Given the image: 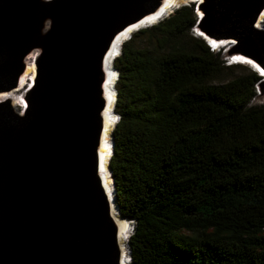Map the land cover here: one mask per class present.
Instances as JSON below:
<instances>
[{"label":"water","instance_id":"water-1","mask_svg":"<svg viewBox=\"0 0 264 264\" xmlns=\"http://www.w3.org/2000/svg\"><path fill=\"white\" fill-rule=\"evenodd\" d=\"M163 1L0 0V95L19 87L26 57L38 52L26 107L0 98V264H121L112 168L110 197L98 152L105 67L115 68L118 52L110 61L109 52L129 28L167 16L147 19ZM189 2L201 36L264 72V0ZM258 87L264 93L263 77Z\"/></svg>","mask_w":264,"mask_h":264},{"label":"trees","instance_id":"trees-1","mask_svg":"<svg viewBox=\"0 0 264 264\" xmlns=\"http://www.w3.org/2000/svg\"><path fill=\"white\" fill-rule=\"evenodd\" d=\"M198 19L182 5L114 60L110 165L132 263L264 264L262 77L228 64L196 34Z\"/></svg>","mask_w":264,"mask_h":264},{"label":"bare ground","instance_id":"bare-ground-1","mask_svg":"<svg viewBox=\"0 0 264 264\" xmlns=\"http://www.w3.org/2000/svg\"><path fill=\"white\" fill-rule=\"evenodd\" d=\"M190 0H164L162 7L152 14H150L147 19L149 18H155L161 11H165V15L170 13L173 8L180 7L181 4L188 3ZM198 0H194V2H197ZM164 18V17H163ZM160 21V20H159ZM156 21L155 23H157ZM153 23V24H155ZM264 23V12L260 15L257 26L262 27ZM147 24V23H146ZM146 24L144 26H146ZM151 26V25H150ZM139 27L133 26L128 29L127 32L123 33L118 41H125L129 38V33L135 32ZM118 41L115 42V44L112 46L110 52H109V61L112 59L113 52H118L117 56L121 54L119 52L120 45L118 44ZM215 41V40H214ZM224 44V43H223ZM215 45L218 47H221V43L215 41ZM38 53V52H37ZM36 51H32L27 57H26V68L20 78V84L19 87L15 90L9 91V92H3L0 95V98H6L12 101V104L18 108L23 109L26 107L27 102L24 98V95L21 93L25 88H27L29 85H31L35 79L36 74V65H35V58L37 56ZM36 55V56H35ZM236 60H249L241 55H234ZM117 58V57H116ZM115 58V59H116ZM112 59L111 63H114V60ZM106 64V76L107 80L104 85V93L107 100V106L103 112L104 117V129L102 133V139L101 143L98 149L99 155H100V167H101V177L104 184V187L106 191L108 192V195L112 197L113 189V179L109 170V161L112 157V131L114 126L116 125V114L114 113V104L116 103V91H115V84L117 79V72L114 70L116 68L111 67V65ZM112 213L114 220L118 226L119 231V238H120V245L122 248V260L121 264H131V261L129 259L128 251H129V245H128V233H129V222L127 220H124L121 218L120 213L117 211V207L114 205L112 207Z\"/></svg>","mask_w":264,"mask_h":264},{"label":"rangeland","instance_id":"rangeland-1","mask_svg":"<svg viewBox=\"0 0 264 264\" xmlns=\"http://www.w3.org/2000/svg\"><path fill=\"white\" fill-rule=\"evenodd\" d=\"M182 5H190V2H188V3H185V4H181V6ZM176 8H178V7H175V8H173V10L170 12V13H168L169 15L171 14V13H173L174 12V10L176 9ZM196 12H198L197 13V16L199 17V11L196 9ZM167 14V15H168ZM137 32V31H136ZM136 32H134V33H136ZM134 33H133V35H134ZM220 49H221V47H220ZM229 49V48H228ZM220 51V50H219ZM221 56L223 55V57L224 58H230L231 56V53L230 52H227V50L225 51V48H223V50H221ZM36 56V55H35ZM249 67V66H248ZM230 76H232V75H230V74H227V73H225V74H222V75H220V76H218L217 78H216V80H215V82H220V81H224V80H228V79H230ZM115 87H116V84H115ZM24 91V90H23ZM23 91L21 92V93H23ZM262 103H264V93H262L261 92V87H257V95H256V97H255V99L253 100V104H262ZM117 118H116V121H118V116H116ZM114 128H115V126H114ZM114 128H113V131H114ZM112 131V132H113ZM126 220V219H125ZM130 224H129V233H128V245H129V241H130V236L132 235V233H133V230H134V228H133V223L131 222V221H129V220H127ZM129 248H130V245H129ZM131 261V260H130ZM131 264H133L132 263V261H131Z\"/></svg>","mask_w":264,"mask_h":264},{"label":"clouds","instance_id":"clouds-1","mask_svg":"<svg viewBox=\"0 0 264 264\" xmlns=\"http://www.w3.org/2000/svg\"><path fill=\"white\" fill-rule=\"evenodd\" d=\"M195 32H196V34H198V35H200L201 36V34L199 33V31L196 29V27H195ZM203 37V36H202ZM205 38V37H204ZM206 40H207V42L209 43V45L211 46V48L213 49V50H217V51H219V50H221V49H223V48H225V47H221V49H220V47H218V46H216L215 45V41H213V40H210V39H207V38H205ZM227 49L225 48V51H226ZM226 60H227V62H228V64H234V63H244V64H248V65H250V66H252L254 69H256L257 71H258V67H256V66H254V65H252L249 61H244V60H236L235 59V57L234 56H231L230 58H225ZM258 73H259V75L261 76V77H263V79H264V73H261V72H259L258 71Z\"/></svg>","mask_w":264,"mask_h":264}]
</instances>
